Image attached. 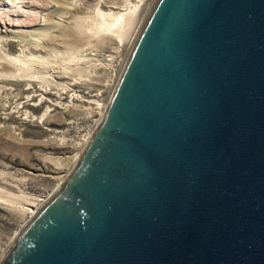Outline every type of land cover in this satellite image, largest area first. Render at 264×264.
Wrapping results in <instances>:
<instances>
[{
    "label": "water",
    "instance_id": "water-1",
    "mask_svg": "<svg viewBox=\"0 0 264 264\" xmlns=\"http://www.w3.org/2000/svg\"><path fill=\"white\" fill-rule=\"evenodd\" d=\"M0 264H264V0H155Z\"/></svg>",
    "mask_w": 264,
    "mask_h": 264
},
{
    "label": "rangeland",
    "instance_id": "rangeland-1",
    "mask_svg": "<svg viewBox=\"0 0 264 264\" xmlns=\"http://www.w3.org/2000/svg\"><path fill=\"white\" fill-rule=\"evenodd\" d=\"M16 1L23 8L41 5L33 24L20 26L41 34L0 31V258L30 216L25 207L44 202L68 175L70 157L97 125L155 0ZM130 12L141 21L123 46L125 37L117 39L106 23Z\"/></svg>",
    "mask_w": 264,
    "mask_h": 264
},
{
    "label": "bare ground",
    "instance_id": "bare-ground-1",
    "mask_svg": "<svg viewBox=\"0 0 264 264\" xmlns=\"http://www.w3.org/2000/svg\"><path fill=\"white\" fill-rule=\"evenodd\" d=\"M28 1V0H27ZM26 1V2H27ZM22 2V1H21ZM29 2V1H28ZM30 3V2H29ZM35 3V2H34ZM37 3V2H36ZM32 4V3H30V4H32L31 6H29L28 4V6H27V8H23L22 7V5L20 6V4H18V1H16V0H0V13L2 14V16L0 17V31H8V30H10V31H12L11 32V34H12V36H14V37H23V36H25L26 34H24L26 31L27 32H29L30 33V35L29 36H38L39 34H41V32L40 31H38L37 29L35 30V29H22V28H20V26H23V25H27V23H30V24H33V19H35L36 18V14L38 13V12H40V11H38V10H40V8H41V5H39L38 3V5L37 4ZM45 6V5H44ZM39 8V9H38ZM65 8H68V7H65ZM34 9H38V10H36V11H38V12H35V10ZM145 8H143V10H144ZM66 11V10H65ZM140 12V11H139ZM139 12H137V14H139ZM66 13V12H65ZM100 13L104 16L105 14H103V12H101L100 11ZM119 13V12H118ZM127 13V12H126ZM126 13H120L119 15L117 14V16L116 15H114L115 17H113L112 16V18H111V20L112 21H108L107 23H106V27L107 28H110L109 30H110V33H112L114 36H117V39H118V37L120 38L119 40L120 41H122L123 39H124V37H125V39H124V42L122 43L123 44V46H128L129 45V43L131 42V37L129 36V34H130V32H131V30H132V28H133V26L136 24V22H137V20H140L141 21V19H140V17H139V19H138V16H137V14L135 13V15H132V13L130 14L129 13V15H127ZM134 13V12H133ZM141 13V12H140ZM46 14V13H45ZM116 14V13H115ZM34 15H35V17H34ZM127 15V16H126ZM139 15H141V14H139ZM108 17H109V15H108ZM56 18L57 19H61V17L59 18V17H57L56 16ZM103 18H105V17H103ZM142 18V17H141ZM32 19V22L30 21ZM37 19V18H36ZM107 20V19H106ZM105 20V21H106ZM55 20H53L52 22H54ZM102 23H105V22H103V19H102V21H101ZM44 23H46L45 22V19H44ZM56 23H58L59 24V22L58 21H55V24ZM139 23V22H138ZM53 24V23H52ZM58 24L57 25H54V26H58ZM98 25H99V23H98ZM104 25V24H103ZM108 25V26H107ZM101 27L100 28H102V25H100ZM136 26H137V24H136ZM3 27V28H2ZM97 27H99V26H97ZM2 28V29H1ZM81 28V27H80ZM83 28V27H82ZM106 28V29H107ZM137 28V27H136ZM103 29L104 28H102V30L101 31H103ZM40 30V29H39ZM82 30V29H81ZM109 30H107V32H109ZM99 31H100V29H99ZM133 31V30H132ZM106 33V32H105ZM110 33H108L109 35H110ZM132 33V32H131ZM47 34V33H46ZM133 36V35H132ZM21 37V38H22ZM111 37H113V36H111ZM25 38V37H24ZM31 38V37H30ZM47 38V37H46ZM115 38V37H114ZM113 39V38H112ZM33 40H36V39H33ZM32 40V41H33ZM116 40V39H115ZM118 43H121V42H118ZM127 48V47H126ZM129 53V52H128ZM32 57V56H31ZM34 57V56H33ZM17 58V57H16ZM13 59H15V58H13ZM19 59V58H18ZM30 57H28V58H26V60L27 61H30ZM34 59H36L37 60V58L35 57ZM16 60V59H15ZM19 60H21V59H19ZM18 60V61H19ZM41 60V59H40ZM43 60V59H42ZM41 60V61H42ZM32 61H34L33 59H32ZM37 61H39V60H37ZM21 62V61H20ZM31 63H33V62H31ZM30 63V64H31ZM115 84V83H114ZM113 84V85H114ZM106 105V104H105ZM105 105H104V103H102V108L104 109L105 108ZM92 134V133H91ZM90 137V136H89ZM85 146V145H84ZM82 149H83V146H81V148L79 149V153H74L73 155H71V157H70V159H71V164H74L75 162H76V160H77V158L79 157V155H80V153H81V151H82ZM74 162V163H73ZM66 174V173H65ZM61 177V176H60ZM67 177V176H66ZM65 178V177H64ZM64 178H62V180L64 179ZM65 180V179H64ZM63 180V181H64ZM63 183V182H62ZM61 183V184H62ZM54 193V192H53ZM43 203V201H41V202H39L38 203V205H36V206H34V208H29V207H25L26 209H28V211H29V215H32L35 211H36V209L41 205ZM12 243V242H11ZM10 243V244H11ZM6 247H8V245L6 246ZM6 250H4L3 251V254H4V252H5ZM2 254V255H3ZM1 259V258H0Z\"/></svg>",
    "mask_w": 264,
    "mask_h": 264
}]
</instances>
